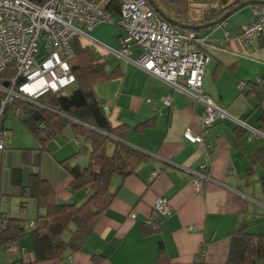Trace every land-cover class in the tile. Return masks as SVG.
<instances>
[{"label":"crops","instance_id":"obj_1","mask_svg":"<svg viewBox=\"0 0 264 264\" xmlns=\"http://www.w3.org/2000/svg\"><path fill=\"white\" fill-rule=\"evenodd\" d=\"M254 5L238 10L221 25L195 31L208 39L204 91L233 117L208 129L204 127L203 104L194 103L162 79L109 52L119 48L120 26L103 24L90 31V37L78 40L81 48L101 59L107 74L115 73L116 77L96 86V94L112 126L128 127L124 143L148 160L127 178L114 176L111 190L116 197L81 250L35 263L32 239L26 236L15 244L13 252L8 247L1 249L0 264H227L236 229L264 234V155L256 159L264 150V41L248 46L225 42L226 32L237 33L253 20ZM181 17L192 26L204 25L199 23L201 15L193 21ZM132 50L131 58L137 60L142 51L136 46ZM164 96L171 97V106L162 103ZM146 123L150 126L143 128ZM70 128L46 150L40 149L37 140L30 147L16 148L11 138L0 153V180L9 172L7 195L17 197L20 208V188L12 183L14 169H21L24 186L39 171L53 186L60 204L81 205L88 198L87 189L71 192L72 179L61 165L77 154L82 144ZM186 131L206 137L210 148L185 139ZM25 149L33 150L28 165L22 159ZM113 151L114 146L109 145L108 152ZM88 164L89 158H79L72 165L85 168ZM205 164H209L213 182L198 194L191 173ZM159 198L167 199L170 216L161 218L154 211ZM30 206L28 202L21 212ZM32 206L35 217H21L25 223L36 222L35 200ZM70 237L68 232L63 239Z\"/></svg>","mask_w":264,"mask_h":264},{"label":"built area","instance_id":"obj_2","mask_svg":"<svg viewBox=\"0 0 264 264\" xmlns=\"http://www.w3.org/2000/svg\"><path fill=\"white\" fill-rule=\"evenodd\" d=\"M114 2L119 4L118 16L110 11ZM103 24L118 25L123 31L119 48L109 49L110 53L133 62L194 103L205 106L206 129L220 120L233 118L203 88L209 62L205 52L207 37L169 24L148 0H48L43 5L30 0H0V153L11 143L10 131L6 128L9 110L13 109L15 118L21 119L23 115L21 109L14 108V102L43 107L39 103L42 97L64 94L75 85L73 42L90 37L89 32ZM259 40L264 41V3L254 5L250 23L237 33L225 34V42L237 41L245 46ZM135 46L142 51L137 60L131 58ZM241 89L245 90L246 85ZM161 100L166 106L172 105L169 96ZM184 138L210 148L202 135L186 131ZM208 168L209 164H205L191 173L198 194L213 182ZM154 211L161 218L172 214L165 198L156 201ZM135 217L133 213L132 218ZM26 226L31 227L33 223ZM154 227L157 228L156 224ZM7 247L13 252L15 244Z\"/></svg>","mask_w":264,"mask_h":264},{"label":"trees","instance_id":"obj_3","mask_svg":"<svg viewBox=\"0 0 264 264\" xmlns=\"http://www.w3.org/2000/svg\"><path fill=\"white\" fill-rule=\"evenodd\" d=\"M30 1L43 5L48 0ZM191 1V4L204 7L199 20L201 24L214 22L244 3H264V0ZM155 2L158 4L157 0ZM110 11L118 16L119 4L114 2ZM168 16L180 23L191 24L175 11L174 16ZM73 48L75 85L64 94L42 97L39 103L43 107L19 100L14 102V108L23 111V122L38 141L40 149L59 137L67 126L73 128L76 137L82 142L81 148L61 165L72 179L69 186L71 192L89 190L88 198L81 205L60 204L56 200L53 186L39 171L31 175L26 186L21 181V169L12 171V183L20 188L18 197L21 199V210H26L28 202L35 200L38 216L33 226L27 227L28 223L24 220L0 213V251L29 236L33 243L35 263L63 258L68 251L73 253L81 250L93 234L100 217L116 197V193L111 190L114 176L127 178L148 160L145 154L124 143L128 127L112 126L96 94V86L116 77L115 73L107 74L101 59L90 49L81 48L78 40L73 42ZM149 126L147 123L142 125L143 128ZM109 145L114 146L111 154L108 152ZM32 152L31 149L22 151V159L27 165L31 163ZM81 154L89 156V164L85 168L72 165V161ZM263 155L264 150L259 152L256 159L261 160ZM261 185L264 199V178ZM66 232L71 233L68 241L63 239ZM227 264H264V234L236 229L232 235Z\"/></svg>","mask_w":264,"mask_h":264},{"label":"rangeland","instance_id":"obj_4","mask_svg":"<svg viewBox=\"0 0 264 264\" xmlns=\"http://www.w3.org/2000/svg\"><path fill=\"white\" fill-rule=\"evenodd\" d=\"M158 4L161 6L162 10L167 15L174 16L175 13H179L181 16L188 17L189 20L193 21L194 19H199L202 10L204 7L201 5L191 4V0H157ZM187 5V9L185 10V6ZM123 32V31H122ZM24 116L22 115L21 119L15 118L13 114V109L9 110L7 114L6 123L8 125V129H10L11 138L15 140L16 148L18 146H27L30 147L35 144L36 138L32 135V133L28 130L23 122ZM71 126H67L64 131H68ZM63 132L60 136H64ZM55 142V139L49 141L45 144L44 149L46 150L48 144ZM18 150V149H17ZM21 151V150H20ZM86 159L89 158L86 154L79 155L76 159L72 161V164L77 159ZM9 172H6L2 176V180H0V212H5L10 214L11 216L17 218H33L35 217L36 210H34V206H32V200L29 201L30 208L25 211L23 214L20 208V200L17 197H9L7 193L9 192L10 184L8 179ZM68 233V232H66Z\"/></svg>","mask_w":264,"mask_h":264},{"label":"water","instance_id":"obj_5","mask_svg":"<svg viewBox=\"0 0 264 264\" xmlns=\"http://www.w3.org/2000/svg\"><path fill=\"white\" fill-rule=\"evenodd\" d=\"M148 2L150 3V5L155 9V11L164 19L166 20L169 24L178 27V28H182V29H186V30H192V31H198V30H205V29H210L213 27H216L218 25H221L222 23L226 22L228 18H230L235 12H237L238 10L242 9L245 6L251 5L249 2L244 3L238 7H235L234 9L228 11L224 16H222L220 19L211 22V23H206L204 25H200V26H192V25H186L180 22L175 21L174 19H172L171 17H169L160 7L159 5L155 2V0H148Z\"/></svg>","mask_w":264,"mask_h":264}]
</instances>
